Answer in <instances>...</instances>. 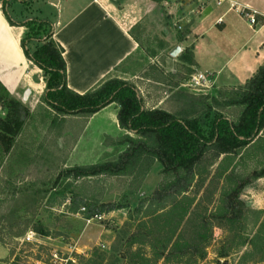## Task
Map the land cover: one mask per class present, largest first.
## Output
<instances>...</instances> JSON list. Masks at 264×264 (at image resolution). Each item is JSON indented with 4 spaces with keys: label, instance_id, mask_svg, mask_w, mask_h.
Returning <instances> with one entry per match:
<instances>
[{
    "label": "trees",
    "instance_id": "trees-1",
    "mask_svg": "<svg viewBox=\"0 0 264 264\" xmlns=\"http://www.w3.org/2000/svg\"><path fill=\"white\" fill-rule=\"evenodd\" d=\"M33 1L3 0L2 11L11 26L27 30L21 47L44 73L43 102L60 116L84 117L117 104L119 127L127 132L117 141L128 145L118 160L70 168L66 176L145 178L155 161L163 167L161 185L134 211L145 217L127 242L131 254L125 259L131 264H199L207 258L214 229L219 227L227 232L224 257L250 246L240 261L258 257L264 263V211L249 209L240 199L242 188L264 178V65L239 88L240 98L230 101L231 106L243 107L236 121L218 113L202 126L196 118L184 120L163 109L148 110L136 87L123 80L107 81L80 95L68 88L64 50L53 39V22L13 15V5L30 6ZM0 89V103L7 111L0 118V141L6 143L7 156L29 112L5 94L1 84ZM237 171L240 182L233 185L229 180ZM95 215L90 212L88 219ZM249 225L254 229L251 234L244 232ZM106 258V253L95 250L85 264H104Z\"/></svg>",
    "mask_w": 264,
    "mask_h": 264
},
{
    "label": "rangeland",
    "instance_id": "rangeland-1",
    "mask_svg": "<svg viewBox=\"0 0 264 264\" xmlns=\"http://www.w3.org/2000/svg\"><path fill=\"white\" fill-rule=\"evenodd\" d=\"M27 17L25 14L18 18ZM173 28L180 37L186 33L178 25ZM165 37L163 31L146 35L137 66L127 77L143 98L145 108L163 109L184 120L196 118L202 126L208 117L218 113L238 120L243 107L231 106L230 101L240 98L239 88L217 89L212 76L202 73L211 79L210 90H195L190 86L191 78L201 72L192 65L190 49L168 59ZM41 76L45 90L43 72ZM118 112L109 109L91 126L87 117L77 116L76 120L70 118L64 122L55 117L31 126L32 131L28 128L25 133L22 128L7 156H4L6 143L0 141V262L36 264L59 250L70 254L77 264H85L99 250L107 254L104 264H113L115 259H119L116 264H131L130 259H125L131 254L127 242L145 217L134 211L161 185L162 165L155 161L145 178L66 176L70 168L120 158L128 145L117 142L127 133L120 131L114 122ZM239 182L237 171L229 183ZM240 199L247 208L264 211V178L242 188ZM111 208L114 210L106 212ZM90 212L96 215L88 219ZM244 232L251 234L254 229L249 225ZM226 237L227 232L216 227L207 258L199 264H264L258 262V257L249 258L247 263L240 261L243 253L251 250L250 246L233 250L224 257V246H229Z\"/></svg>",
    "mask_w": 264,
    "mask_h": 264
},
{
    "label": "crops",
    "instance_id": "crops-1",
    "mask_svg": "<svg viewBox=\"0 0 264 264\" xmlns=\"http://www.w3.org/2000/svg\"><path fill=\"white\" fill-rule=\"evenodd\" d=\"M2 2L0 84L5 94L28 109L22 132L55 117L76 120L77 116L58 115L43 102L42 71L21 47L27 30L9 24ZM12 9L15 17L26 14L53 22V39L64 50L68 88L80 95L110 80L129 81L151 31L166 34L168 59L178 46L182 52L190 49L195 70L210 74L217 89L243 87L264 65V0H34L30 6L15 4ZM251 13L254 25L244 15ZM174 25L186 33L180 37ZM27 89L31 93L24 101ZM0 107L3 119L7 111L1 103ZM109 109L119 110L112 104L87 117L89 126ZM114 122L122 131L117 117Z\"/></svg>",
    "mask_w": 264,
    "mask_h": 264
},
{
    "label": "built area",
    "instance_id": "built-area-1",
    "mask_svg": "<svg viewBox=\"0 0 264 264\" xmlns=\"http://www.w3.org/2000/svg\"><path fill=\"white\" fill-rule=\"evenodd\" d=\"M223 0H220L222 2ZM234 8V6H232ZM246 19L250 24L254 25L256 23L255 14H244ZM191 85L197 91H208L211 87V79L206 77V75L202 73L194 74L191 78ZM208 89V90H206ZM1 111V107H0ZM102 219L101 216H96V219ZM27 241H31V237H27ZM36 264H77V260L73 258L70 254L66 252H61L59 250L52 251L48 256L39 259Z\"/></svg>",
    "mask_w": 264,
    "mask_h": 264
},
{
    "label": "water",
    "instance_id": "water-1",
    "mask_svg": "<svg viewBox=\"0 0 264 264\" xmlns=\"http://www.w3.org/2000/svg\"><path fill=\"white\" fill-rule=\"evenodd\" d=\"M182 52V49L178 46L176 48H174L171 52H170V56L172 58H176L179 56V54ZM31 91L29 89H27L24 93V96H23V100L24 101H27L28 98H29V95H30Z\"/></svg>",
    "mask_w": 264,
    "mask_h": 264
}]
</instances>
